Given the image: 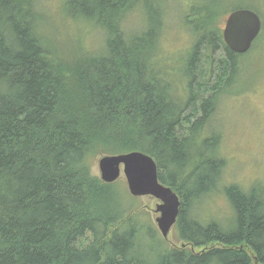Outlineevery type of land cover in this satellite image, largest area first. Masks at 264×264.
Listing matches in <instances>:
<instances>
[{
	"label": "trees",
	"instance_id": "obj_1",
	"mask_svg": "<svg viewBox=\"0 0 264 264\" xmlns=\"http://www.w3.org/2000/svg\"><path fill=\"white\" fill-rule=\"evenodd\" d=\"M195 1L182 17L191 49L168 70L156 57L166 0H62L102 35L96 50L73 53L40 32L38 0H0V264H264V184L225 183L221 135L205 133L218 102L238 93L264 25L235 53L219 18L239 7ZM135 10L143 27L131 33ZM216 49L215 68L201 67ZM130 151L153 157L179 195L180 246L119 181L92 173L99 156ZM213 194L228 204L224 219L195 212Z\"/></svg>",
	"mask_w": 264,
	"mask_h": 264
},
{
	"label": "rangeland",
	"instance_id": "obj_2",
	"mask_svg": "<svg viewBox=\"0 0 264 264\" xmlns=\"http://www.w3.org/2000/svg\"><path fill=\"white\" fill-rule=\"evenodd\" d=\"M194 3L195 0L165 2L156 57L168 70H176L182 66L183 59L191 49L193 37L183 25L182 17ZM37 6L42 14L40 32L56 43L61 51H93L102 44L100 31L87 22L69 17L63 9L62 0H38ZM234 6L252 7L264 25V0H232L223 8L227 10ZM226 16L227 13H224L219 18L221 29ZM143 21L144 14L141 10L132 11L124 20L125 29L131 33L139 31L143 27ZM222 56L224 53L216 49L210 59L201 57L199 64L204 68L209 60L210 65L215 68ZM237 89V94L222 98L218 102L205 133L216 131L221 135L220 152L226 160L224 182H234L246 189L254 182L264 184V28L262 39L256 43L244 64ZM97 162L98 158L90 162L91 171L95 175L99 171ZM117 181L129 193L122 172ZM135 198H138L139 210L151 219L156 233L162 237L154 221L159 214L155 212L159 201L148 195ZM195 212L204 217L222 213L224 219L229 213V207L221 194H213L201 206H196ZM173 229L174 227L167 238H162L170 246H180L181 242L177 240Z\"/></svg>",
	"mask_w": 264,
	"mask_h": 264
},
{
	"label": "water",
	"instance_id": "obj_3",
	"mask_svg": "<svg viewBox=\"0 0 264 264\" xmlns=\"http://www.w3.org/2000/svg\"><path fill=\"white\" fill-rule=\"evenodd\" d=\"M222 37L228 48L238 54L245 53L261 29L258 14L248 8L231 11L224 21ZM154 159L140 151L104 155L98 160L102 178L109 183L120 175V167L126 179L128 192L132 196L150 195L159 200L155 212L156 225L164 238L175 223L180 200L169 187L159 182ZM162 204V205H160Z\"/></svg>",
	"mask_w": 264,
	"mask_h": 264
},
{
	"label": "bare ground",
	"instance_id": "obj_4",
	"mask_svg": "<svg viewBox=\"0 0 264 264\" xmlns=\"http://www.w3.org/2000/svg\"><path fill=\"white\" fill-rule=\"evenodd\" d=\"M248 9H249V8H248ZM234 10H235V9H234ZM250 10H252V9H250ZM232 11H233V10H232ZM253 11H254V10H253ZM254 12H255V11H254ZM229 13H230V12H229ZM229 13H228V14H229ZM255 13H256V12H255ZM228 14H227V16H228ZM256 14H257V13H256ZM227 16H226V17H227ZM258 16H259V15H258ZM226 17H225V19H226ZM259 17H260V16H259ZM260 20H261V18H260ZM224 21H225V20H224ZM224 26H225V25L223 24L222 29L224 28ZM261 27H262V23H261ZM222 29H221V30H222ZM260 31H261V29H260ZM259 33H260V32H259ZM257 36H258V35H257ZM222 38H223V37H222ZM254 40H255V39H254ZM223 41H224V40H223ZM252 43H253V42H252ZM226 46H227V45H226ZM227 47H228V46H227ZM249 49H250V48H249ZM249 49H248V50H249ZM248 50H247V51H248ZM260 96H261V95H260ZM258 119H259V118H258ZM261 120H262V119H261ZM130 152H132V151H130ZM140 152H141V151H140ZM125 153H128V152H125ZM143 153H144V152H143ZM119 154H122V153H119ZM145 154H146V153H145ZM105 155H115V154H105ZM102 156H104V155L99 156V157H98V160H99V158L102 157ZM149 156H150V155H149ZM152 158H153V157H152ZM153 159H154V158H153ZM153 161H154V164H155V167H156V170H157L158 167H157L156 161H155V160H153ZM97 163H98V162H97ZM98 170H99V171H98V175H97V176L99 177V179H100L103 183H109V182H107L106 180H104V179L102 178L101 171H100L99 167H98ZM121 172H122V166L120 167V173H121ZM122 173H123V172H122ZM123 175H124V174H123ZM119 176H120V175H119ZM157 176H158V170H157ZM124 177H125V176H124ZM118 178H119V177H118ZM118 178H117V179H118ZM117 179H116V180H117ZM116 180H115V181H116ZM158 180H159V179H158ZM125 181H126V179H125ZM159 182H160V181H159ZM160 183H161V182H160ZM162 184H163V183H162ZM164 185H165V184H164ZM166 186H167V185H166ZM126 187H127V184H126ZM263 187H264V186H263ZM170 188H171V187H170ZM127 190H128V189H127ZM249 191H251V190H249ZM175 193H176V192H175ZM129 194H130V193H129ZM176 194H177V193H176ZM130 195H131V194H130ZM177 195H178V194H177ZM131 196H132V195H131ZM145 196H147V195H145ZM148 196H150V195H148ZM133 197H141V196H133ZM152 197H153V196H152ZM178 197H179V195H178ZM154 198H155V197H154ZM155 199H156V198H155ZM157 200H158V199H157ZM179 200H180V198H179ZM158 201H159V200H158ZM232 201H233V200H232ZM158 203H159V202H158ZM158 203H157V204H158ZM157 204H156V205H157ZM160 205H162V204H160ZM179 207H180V205H179ZM155 208H156V206H155ZM233 210H234V209H233ZM157 213H158V212H157ZM178 213H179V211H178ZM158 215H159V214H158ZM177 216H178V215H177ZM176 219H177V218H176ZM154 221H155V219H154ZM175 222H176V221H175ZM174 224H175V223H174ZM174 224H173V225H174ZM173 225H172V227H173ZM172 227H171V228H172ZM157 228H158V227H157ZM171 228H170V230H171ZM170 230H169V232H170ZM169 232H168V233H169ZM160 233H161V232H160ZM161 235H162V234H161ZM167 236H168V235H167ZM162 237H163V236H162ZM163 238H164V237H163ZM166 238H167V237H166ZM186 245H187V244H186ZM221 245H222V244H221ZM189 246H190V245H189ZM212 247H213V246H212ZM232 249H233V248H232ZM252 254H253V253H252ZM254 255H255V254H254Z\"/></svg>",
	"mask_w": 264,
	"mask_h": 264
}]
</instances>
